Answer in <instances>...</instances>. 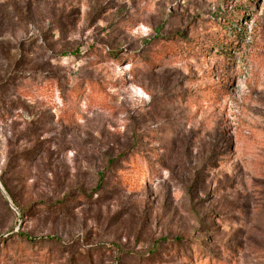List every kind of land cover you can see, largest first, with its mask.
<instances>
[{
    "label": "rangeland",
    "instance_id": "obj_1",
    "mask_svg": "<svg viewBox=\"0 0 264 264\" xmlns=\"http://www.w3.org/2000/svg\"><path fill=\"white\" fill-rule=\"evenodd\" d=\"M0 264H264V0H0Z\"/></svg>",
    "mask_w": 264,
    "mask_h": 264
},
{
    "label": "trees",
    "instance_id": "obj_2",
    "mask_svg": "<svg viewBox=\"0 0 264 264\" xmlns=\"http://www.w3.org/2000/svg\"><path fill=\"white\" fill-rule=\"evenodd\" d=\"M65 55H66V54H65ZM22 236L26 237V235H25V234H22ZM22 236H21V237H22Z\"/></svg>",
    "mask_w": 264,
    "mask_h": 264
}]
</instances>
